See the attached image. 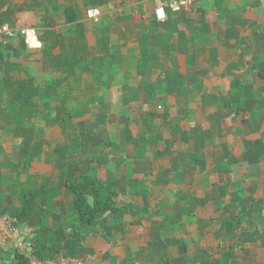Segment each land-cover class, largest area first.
<instances>
[{
  "label": "crops",
  "instance_id": "crops-1",
  "mask_svg": "<svg viewBox=\"0 0 264 264\" xmlns=\"http://www.w3.org/2000/svg\"><path fill=\"white\" fill-rule=\"evenodd\" d=\"M175 1L0 0V21L42 45L0 48V264L17 250L2 240L21 188L31 240L70 216L68 181L94 179L113 208L80 242L45 231V258L264 264V0Z\"/></svg>",
  "mask_w": 264,
  "mask_h": 264
},
{
  "label": "trees",
  "instance_id": "trees-1",
  "mask_svg": "<svg viewBox=\"0 0 264 264\" xmlns=\"http://www.w3.org/2000/svg\"><path fill=\"white\" fill-rule=\"evenodd\" d=\"M63 78L56 79L52 81V85L61 83ZM215 174L211 180V184L215 185L219 181H215ZM219 180L222 181V176H218ZM68 186L71 188L74 194L73 206L71 209V214L63 222H53L47 227H42L34 232L31 238V243L33 244V253L38 259H45L42 249L44 248V232L51 229H72L73 238L78 242L84 239L83 235L80 233L81 226H85L97 219L104 217L113 208L115 204V199L118 197V193L113 189V187L104 181L94 179L90 183L87 190L80 189L75 182L68 181ZM223 189V186H222ZM31 194L30 190L24 188L20 189V202L17 211L12 215L16 218L17 224L23 223L27 217L28 213V199ZM87 195L93 197V202L90 204L87 200ZM64 240L59 241L54 244V247H62ZM8 264H29L28 258L16 250L14 253V258ZM154 264H164L160 261Z\"/></svg>",
  "mask_w": 264,
  "mask_h": 264
},
{
  "label": "built area",
  "instance_id": "built-area-1",
  "mask_svg": "<svg viewBox=\"0 0 264 264\" xmlns=\"http://www.w3.org/2000/svg\"><path fill=\"white\" fill-rule=\"evenodd\" d=\"M194 4V0H176L175 2L169 4L171 11H184L189 10ZM165 5L159 4V6L154 10V18L158 22H163L166 20L167 15L165 12ZM91 20L94 23H99L101 20V11L100 8L95 7L90 9L87 12ZM9 39H18L22 44L32 50L41 48V41L38 38L37 29L33 26H18L14 27L8 24L7 22L0 21V48L6 43ZM6 232L3 235L4 242L13 240L14 247L23 253L29 261V264H89L91 259L85 258L83 260L70 257V256H58L56 258H45L38 259L33 253V244L30 240L24 239L19 242L17 239H13V233L17 228L18 224L15 217L6 218Z\"/></svg>",
  "mask_w": 264,
  "mask_h": 264
},
{
  "label": "water",
  "instance_id": "water-1",
  "mask_svg": "<svg viewBox=\"0 0 264 264\" xmlns=\"http://www.w3.org/2000/svg\"><path fill=\"white\" fill-rule=\"evenodd\" d=\"M87 200L90 204H92L93 202V197L91 195H87ZM14 236L16 237V239L21 242L24 239H26V235L22 234V225L18 224L17 228L14 231Z\"/></svg>",
  "mask_w": 264,
  "mask_h": 264
},
{
  "label": "rangeland",
  "instance_id": "rangeland-1",
  "mask_svg": "<svg viewBox=\"0 0 264 264\" xmlns=\"http://www.w3.org/2000/svg\"><path fill=\"white\" fill-rule=\"evenodd\" d=\"M97 247H99V245L97 244ZM45 248V246H44ZM53 250H57L56 248H54ZM52 254V252H50ZM164 263H166V261H164Z\"/></svg>",
  "mask_w": 264,
  "mask_h": 264
}]
</instances>
